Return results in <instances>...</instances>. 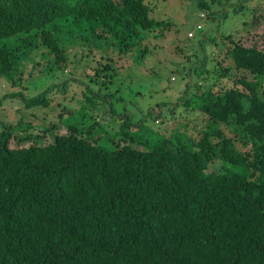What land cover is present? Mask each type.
I'll use <instances>...</instances> for the list:
<instances>
[{
    "label": "trees",
    "instance_id": "1",
    "mask_svg": "<svg viewBox=\"0 0 264 264\" xmlns=\"http://www.w3.org/2000/svg\"><path fill=\"white\" fill-rule=\"evenodd\" d=\"M169 1L0 0V109H16L13 119L0 117V264H264V43L249 37L264 22V1L250 27L219 30L211 53L204 26L187 35L185 62L196 41L195 58L211 54L215 63L184 67L183 99L169 103L166 117L161 103L153 109L155 122L175 121L161 130L127 112L112 56L135 50L143 59L151 50L137 37L176 29L161 14ZM193 1L214 18L207 1ZM234 3L242 12L244 0ZM68 45L91 52L69 61ZM39 46L56 70L83 64L89 80L74 78L77 89L66 79L57 88H40L41 77L25 82L21 68ZM96 51L106 53L103 63L88 68L82 59ZM236 70L244 74L231 80ZM3 79L15 88L4 90ZM59 91L77 108L57 103V120L43 128L47 140L22 109H44ZM183 111L199 112L194 122L186 118L192 131ZM96 128L105 136L94 137Z\"/></svg>",
    "mask_w": 264,
    "mask_h": 264
},
{
    "label": "rangeland",
    "instance_id": "2",
    "mask_svg": "<svg viewBox=\"0 0 264 264\" xmlns=\"http://www.w3.org/2000/svg\"><path fill=\"white\" fill-rule=\"evenodd\" d=\"M210 4L213 11L214 18L207 16L201 9H197L195 7V2L193 0H170L167 5H162L160 7L161 14L164 15L165 19H169L172 21L173 25L177 26L168 28L163 32V36L159 38L153 37V32H157V30L152 31V33H143L139 37H137L138 44L142 46L147 45L151 52L147 53V55L140 60L134 59L136 56L135 50H132L129 53H117L112 56L114 63L116 64L117 70L119 72L118 76L122 80L123 84L120 86V91H118L119 95L125 94L127 97L128 106H126L127 112L132 115L134 121L138 120L140 117L145 118V121L149 124L150 127L166 130L173 128L174 120L171 118H166L164 122L162 118L158 117L156 122L154 120V116L152 114L153 109H157V104L161 103V107L163 108L162 116L166 117L168 114L169 103H175L177 98L181 96L183 99V90L185 87L186 76L184 67L186 66V71L189 70L191 65L193 67H198V64L203 62L204 58L206 59V64L210 65L211 63H215L213 61L211 54L209 56H203L202 58H195L197 53H201V49L198 48L197 43L194 42V52L193 56L191 55L186 61L185 53L188 52V49L191 45L190 41L185 42V38L188 33L195 29L196 24L198 22L203 23L204 29L202 33L209 35L211 39L210 42L206 45V52L211 53L212 45H217V43L221 42L220 32L232 33L239 30L244 26H251V17L254 9H257V6L260 2L264 0H244V9L242 12H237L234 10V3L236 0H223V2L212 3L211 0H205ZM261 2V3H262ZM163 3V2H161ZM235 4V3H234ZM224 7L226 8L224 9ZM216 11V12H215ZM225 11V12H224ZM202 13L206 15V17H202ZM96 29L98 31H102L103 26L98 24ZM200 30L197 31V33ZM107 31H102L101 33H105ZM256 34V41L260 45L264 43V22H261L259 26H255L253 32L249 34V37L252 38L253 34ZM106 35L113 37L112 33L107 32ZM195 35V34H194ZM248 36V35H246ZM245 36V37H246ZM251 40V39H250ZM9 45H15V38H10L8 41H5ZM188 44V45H186ZM180 45V46H179ZM183 45V46H182ZM186 47V48H185ZM188 47V48H187ZM179 48V50H178ZM154 49V50H153ZM181 49H185V53H179ZM86 52L89 51L88 48L83 49L80 45H68V53L70 56V60H73V53H77L78 56L80 54L86 55ZM189 53V52H188ZM106 56L105 52L96 51L94 56L83 58V63L87 64L88 68H92L100 63H103L101 60V56ZM29 59L26 60V64H23L22 71L23 78L25 82L30 83L33 77H41L40 80L44 83L40 84V88L50 87L55 83L61 84V82L66 79L74 84V86L79 88L82 86L79 83L75 82L74 78H77L78 82L81 80L88 81V71L84 68L83 64H79L77 68L73 70L72 73L68 74V72H60L55 69L56 65L52 63L51 56L46 53L45 49L39 46L35 49ZM75 59V58H74ZM192 63V64H191ZM70 64V63H69ZM242 71H235L232 75H230L231 80H237L238 78L243 76ZM248 78H251V75L245 73ZM75 75H82L80 77H76ZM172 76L175 77L172 80ZM18 76H16L17 80ZM196 78V77H195ZM30 79V80H29ZM65 81V82H66ZM5 82V85L3 84ZM64 83V82H63ZM4 90H11V82H7L6 79L2 80ZM27 84V83H26ZM76 84V85H75ZM59 85L56 86V88ZM72 86L69 84V89ZM63 90V89H61ZM71 92H75L70 90ZM116 95H113V100ZM21 100V98H19ZM22 101V100H21ZM180 101V99L178 100ZM3 105L7 104L6 98L3 99ZM58 102H64L65 105L71 109L77 108L76 99L71 98L67 95H64L61 91L56 93V96L53 99V106H44V109H22L27 117L33 120L35 124L34 131L35 134L40 133L44 134V127H48V125L53 124V121L57 120L56 115L60 112L61 105L57 106ZM23 103V101H22ZM121 107H123V101L119 102ZM181 103V101H180ZM121 107L117 108L121 110ZM180 107V105H179ZM183 109V108H181ZM16 109L12 108L11 105H8L3 110L0 109V117L5 118L7 121L13 119L16 115ZM44 110V111H43ZM179 110V109H178ZM177 110V111H178ZM162 111V110H161ZM184 112V111H183ZM199 112H184L179 117H185L181 120L182 125L188 124V129L192 131L193 123L186 118L196 121ZM6 114V116H5ZM188 114V115H187ZM89 119V118H88ZM189 121V122H188ZM75 124L81 128L82 131L87 129V120L85 117L78 118L75 120ZM65 128H60V132H65ZM101 135L105 136L99 128H96L94 137H99ZM46 139L52 138L50 133H45ZM19 136H16L15 144L19 143ZM33 140H29L24 142V145L32 144ZM44 142V140H43ZM112 141H103L104 144H110ZM238 145V143H237ZM140 149L144 147L140 146Z\"/></svg>",
    "mask_w": 264,
    "mask_h": 264
},
{
    "label": "clouds",
    "instance_id": "3",
    "mask_svg": "<svg viewBox=\"0 0 264 264\" xmlns=\"http://www.w3.org/2000/svg\"><path fill=\"white\" fill-rule=\"evenodd\" d=\"M206 15H207V14H206ZM206 15H204V13H202V17H206ZM202 28H203V23L198 22V23L196 24L195 29H193V30L190 31V32H193L194 34H196L197 31L200 30V29H202ZM190 32H189V33H190ZM189 33H188V37H192V36H194V34H193V35H190Z\"/></svg>",
    "mask_w": 264,
    "mask_h": 264
},
{
    "label": "built area",
    "instance_id": "4",
    "mask_svg": "<svg viewBox=\"0 0 264 264\" xmlns=\"http://www.w3.org/2000/svg\"><path fill=\"white\" fill-rule=\"evenodd\" d=\"M189 34H190V35H193L194 33H193V32H190Z\"/></svg>",
    "mask_w": 264,
    "mask_h": 264
}]
</instances>
